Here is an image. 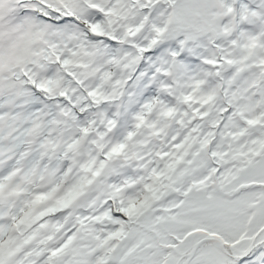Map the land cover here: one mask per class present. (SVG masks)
Here are the masks:
<instances>
[{
    "label": "snow or ice",
    "instance_id": "1",
    "mask_svg": "<svg viewBox=\"0 0 264 264\" xmlns=\"http://www.w3.org/2000/svg\"><path fill=\"white\" fill-rule=\"evenodd\" d=\"M0 264H264V0H0Z\"/></svg>",
    "mask_w": 264,
    "mask_h": 264
}]
</instances>
